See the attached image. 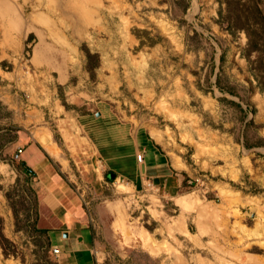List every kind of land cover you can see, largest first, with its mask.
Here are the masks:
<instances>
[{"label":"rangeland","instance_id":"374dc122","mask_svg":"<svg viewBox=\"0 0 264 264\" xmlns=\"http://www.w3.org/2000/svg\"><path fill=\"white\" fill-rule=\"evenodd\" d=\"M66 1L52 2L53 19L72 42L62 55L89 74L87 80L79 71L72 75L67 84L75 92L57 85L56 99L82 113L90 91L118 119L145 129L172 167L189 175L179 199L150 187L134 196L122 191L128 179H107L105 165L104 201L115 200L116 215L109 236L98 235L100 264H264V90L258 88V80L264 88V66L257 52L247 51L244 31L226 30L218 15L226 6L218 0ZM27 70L34 81L55 85L39 59L29 60ZM22 93L26 100L25 93L35 92ZM57 116L48 122L69 165L64 176L94 210L102 197H92L100 189L85 168L91 158L70 149L87 143L78 130L62 137ZM19 162L13 160L17 169ZM13 185L7 195L14 230L0 216V264H56L34 224L25 179Z\"/></svg>","mask_w":264,"mask_h":264},{"label":"crops","instance_id":"0c3cea01","mask_svg":"<svg viewBox=\"0 0 264 264\" xmlns=\"http://www.w3.org/2000/svg\"><path fill=\"white\" fill-rule=\"evenodd\" d=\"M52 2L61 6L67 1L0 0V109L5 112L0 116V216L5 229L13 231L7 191L22 176L33 195L34 224L45 236L48 253L56 264H100L98 235L109 236L116 215L115 200L104 201V183L108 182L104 181V166L107 179H128L122 191L134 196L150 187L159 195L179 199V191L189 182V175L185 168L175 170L171 158L153 137L145 129L118 119L110 106H104V99L87 91L88 106L82 113L68 110L56 99L57 85L67 84L77 71L87 80L89 72L84 64H73L62 55L65 43L72 42L67 41L60 22L53 19ZM99 56L103 59V55ZM32 59H39L55 85L47 81L40 84L29 77L27 69ZM67 88L70 92L77 90L71 85ZM24 91L35 93H25L23 100ZM66 101L72 102L68 98ZM55 112L58 116L54 121L62 137L78 130L87 143L86 147L70 149L91 158L85 168L94 173V189H100L94 190L92 197H102L100 203L94 204V210L91 204L83 206L78 186L74 187L64 176L69 165L48 122ZM46 145L53 146L58 153L53 155ZM17 147L22 148L19 169L13 164ZM138 153L142 154L140 161L136 159ZM22 165L31 174H26ZM200 210L198 207V215ZM53 248H59L57 255L51 253Z\"/></svg>","mask_w":264,"mask_h":264},{"label":"trees","instance_id":"16d2710c","mask_svg":"<svg viewBox=\"0 0 264 264\" xmlns=\"http://www.w3.org/2000/svg\"><path fill=\"white\" fill-rule=\"evenodd\" d=\"M189 0H187L188 3ZM218 0L219 4L223 3V9L218 10L220 19H224L225 28L229 33L236 31H244L247 37V51L258 53V66H264V5L260 4L259 0H254L251 5H243L244 0ZM242 3H241V2ZM245 4V3H244ZM222 24V20L219 21ZM258 88L263 91L262 83L258 80ZM220 87V86H219ZM230 92L232 90L230 89ZM26 174H31L29 168L23 166ZM8 196V195H7Z\"/></svg>","mask_w":264,"mask_h":264},{"label":"built area","instance_id":"2783aa9c","mask_svg":"<svg viewBox=\"0 0 264 264\" xmlns=\"http://www.w3.org/2000/svg\"><path fill=\"white\" fill-rule=\"evenodd\" d=\"M21 153H22V148L21 147H17L16 150L14 151V154H13V160H18L20 158V154ZM141 157H142L141 153L136 154V159L138 161L141 160ZM51 252H52V254L57 255L59 253V248H53L51 250Z\"/></svg>","mask_w":264,"mask_h":264},{"label":"bare ground","instance_id":"6f19581e","mask_svg":"<svg viewBox=\"0 0 264 264\" xmlns=\"http://www.w3.org/2000/svg\"><path fill=\"white\" fill-rule=\"evenodd\" d=\"M46 138V137H45ZM42 140V139H41ZM44 140V138H43ZM43 143V142H42ZM47 148L49 149V151L53 154V155H56L58 152L57 150L53 147V146H50V145H46ZM177 159V158H176ZM175 162V161H174ZM177 163V162H176ZM179 165V164H178ZM228 189V188H227Z\"/></svg>","mask_w":264,"mask_h":264}]
</instances>
